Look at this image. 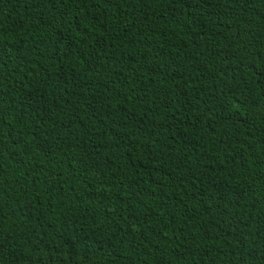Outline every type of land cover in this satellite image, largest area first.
I'll return each instance as SVG.
<instances>
[{
    "label": "trees",
    "instance_id": "1",
    "mask_svg": "<svg viewBox=\"0 0 264 264\" xmlns=\"http://www.w3.org/2000/svg\"><path fill=\"white\" fill-rule=\"evenodd\" d=\"M0 54L3 264H264V0H0Z\"/></svg>",
    "mask_w": 264,
    "mask_h": 264
},
{
    "label": "snow or ice",
    "instance_id": "2",
    "mask_svg": "<svg viewBox=\"0 0 264 264\" xmlns=\"http://www.w3.org/2000/svg\"><path fill=\"white\" fill-rule=\"evenodd\" d=\"M187 2V0H186ZM201 2L207 3L209 2V0H195V5H199ZM0 61H2V54H0ZM262 75H264V72H262ZM227 115V114H226ZM229 119H231V117H228ZM3 244L0 243V264H3Z\"/></svg>",
    "mask_w": 264,
    "mask_h": 264
}]
</instances>
